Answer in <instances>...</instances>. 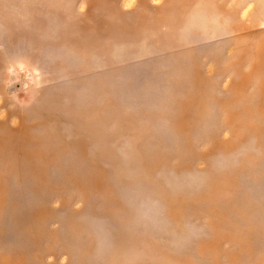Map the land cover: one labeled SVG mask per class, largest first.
<instances>
[{
  "label": "rangeland",
  "instance_id": "rangeland-1",
  "mask_svg": "<svg viewBox=\"0 0 264 264\" xmlns=\"http://www.w3.org/2000/svg\"><path fill=\"white\" fill-rule=\"evenodd\" d=\"M0 264H264V0H0Z\"/></svg>",
  "mask_w": 264,
  "mask_h": 264
}]
</instances>
